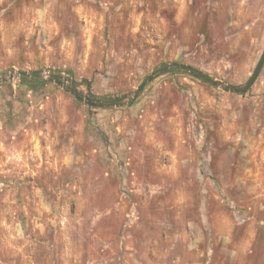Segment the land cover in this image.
Returning <instances> with one entry per match:
<instances>
[{"label": "rangeland", "instance_id": "rangeland-1", "mask_svg": "<svg viewBox=\"0 0 264 264\" xmlns=\"http://www.w3.org/2000/svg\"><path fill=\"white\" fill-rule=\"evenodd\" d=\"M263 49L264 0H0V264H264V64L209 82Z\"/></svg>", "mask_w": 264, "mask_h": 264}, {"label": "water", "instance_id": "water-1", "mask_svg": "<svg viewBox=\"0 0 264 264\" xmlns=\"http://www.w3.org/2000/svg\"><path fill=\"white\" fill-rule=\"evenodd\" d=\"M264 64V49L261 53V56L250 76V78L248 79V81L245 83V85L241 86V87H237V86H234V85H226L224 86L222 82L220 81H209L213 86H220V87H226L227 91L232 93V94H239V95H243L245 93H247L250 88L254 85L261 69H262V66ZM171 67L173 68H177L179 70H181L182 72H186V73H190L191 75L195 76V72L193 70L192 67L190 66H187V65H183V64H178V63H172L170 65ZM38 72H31L30 74L28 73H25V72H21L19 73L20 76H28V75H36ZM154 78V75H151L150 77L147 78V80L145 82H143L137 89L136 93H135V96H134V99H137L138 95L142 92V90L145 88L146 84L149 83L150 81H152ZM201 79H204V76L201 75L200 76ZM74 83V82H73ZM74 93V97H75V100L78 101V102H84L85 104H87L88 106L90 107H94V108H98V107H101L100 105L96 104L95 102H93L90 98L88 97H81L79 95V93L77 92H73Z\"/></svg>", "mask_w": 264, "mask_h": 264}, {"label": "trees", "instance_id": "trees-1", "mask_svg": "<svg viewBox=\"0 0 264 264\" xmlns=\"http://www.w3.org/2000/svg\"><path fill=\"white\" fill-rule=\"evenodd\" d=\"M203 75V74H200V76ZM199 76V79H201ZM204 76V79H201L202 81H207L209 79V77L207 75H203ZM37 76L35 75H32L30 76V79H36ZM27 78H23V80H26ZM60 80H61V77L59 75H57V77H53L51 79H49V82H54L56 84L60 83ZM44 85V83H32L31 87L32 86H35L36 89H40L42 86ZM34 88V87H33ZM104 102L108 105H115V101L113 99H111L110 97H106L104 98Z\"/></svg>", "mask_w": 264, "mask_h": 264}]
</instances>
